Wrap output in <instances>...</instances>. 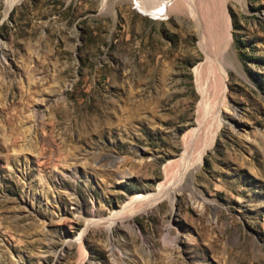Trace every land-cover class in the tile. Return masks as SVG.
<instances>
[{"label": "rangeland", "instance_id": "1", "mask_svg": "<svg viewBox=\"0 0 264 264\" xmlns=\"http://www.w3.org/2000/svg\"><path fill=\"white\" fill-rule=\"evenodd\" d=\"M6 7L0 264H79L85 231L83 264H264V0L227 4L229 104L200 196L182 187L140 213L129 203L158 190L199 123L195 21L134 0Z\"/></svg>", "mask_w": 264, "mask_h": 264}, {"label": "bare ground", "instance_id": "2", "mask_svg": "<svg viewBox=\"0 0 264 264\" xmlns=\"http://www.w3.org/2000/svg\"><path fill=\"white\" fill-rule=\"evenodd\" d=\"M20 1L22 0H7V13ZM228 1L134 0L144 11L165 17L173 13L191 17L195 21L200 45L205 53V59L195 67L196 82L201 95L198 102V126L184 138L185 148L181 157L165 166V179L158 190L155 193L139 194L129 203L134 207V213L148 212L165 200L175 206L182 187L191 189L195 197L200 196L195 174L198 173L203 154L213 143L223 124L222 108L229 104L228 67L229 63H234V58L230 47L231 16L227 9ZM85 232L78 238L81 252L79 264H83L87 257L82 239Z\"/></svg>", "mask_w": 264, "mask_h": 264}]
</instances>
